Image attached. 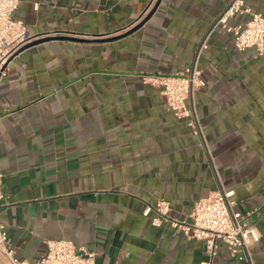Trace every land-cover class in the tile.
<instances>
[{"label": "crops", "instance_id": "obj_1", "mask_svg": "<svg viewBox=\"0 0 264 264\" xmlns=\"http://www.w3.org/2000/svg\"><path fill=\"white\" fill-rule=\"evenodd\" d=\"M228 1L20 0L27 44L83 40L30 44L0 75L1 220L18 257L35 262L65 238L98 264H264V54L215 25ZM195 63L205 85L189 103L203 136L142 79ZM223 189L257 219L246 259L225 244L211 259L203 241L144 214L165 199L171 218L188 219Z\"/></svg>", "mask_w": 264, "mask_h": 264}, {"label": "built area", "instance_id": "obj_2", "mask_svg": "<svg viewBox=\"0 0 264 264\" xmlns=\"http://www.w3.org/2000/svg\"><path fill=\"white\" fill-rule=\"evenodd\" d=\"M19 3L20 0H0V75L4 73L9 59L35 37L29 34L28 25L15 17ZM245 16L248 17L243 19ZM234 17H240V20L230 24L228 20ZM215 25L233 34L237 49L255 47L258 55L264 54V12L253 11L249 0H229ZM205 46L204 40L197 59ZM142 79L144 83L160 89L176 118L184 119L195 135L203 136L197 114L189 103L193 93L205 85L202 69L197 63L175 74H143ZM2 178L3 173H0V264H98L94 250L78 249L73 241L65 238L47 240L45 254L35 262L18 257L1 220V202L4 199ZM233 195L234 190L223 189L198 199L188 219L184 220L169 216L171 204L165 199L148 205L144 214L149 215L153 210V225L170 221L188 239L203 241L211 259L217 255L222 244L227 245L233 256L246 259L249 246L260 239L261 233L254 211L237 210ZM249 263L252 264V261Z\"/></svg>", "mask_w": 264, "mask_h": 264}, {"label": "water", "instance_id": "obj_3", "mask_svg": "<svg viewBox=\"0 0 264 264\" xmlns=\"http://www.w3.org/2000/svg\"><path fill=\"white\" fill-rule=\"evenodd\" d=\"M157 4H159V1L157 2ZM157 4H156V6H157ZM156 6H155V8H156ZM155 8L146 17H144V19H142L137 25L132 27L130 30L126 31L125 33H123L121 35H117V36H114V37H111V38L105 39V40H107V41L116 40L118 38L124 37V36H126L128 34H131V33L135 32L136 30L141 28L147 22V20L150 18V16L154 12ZM52 39H66V40H76V41H82L83 40V39H80V38H75V37H70V36H47V37H43L41 39H38V40L34 41V43L25 44L18 51L23 50L25 47L29 46L30 44H35V43H38V42L52 40Z\"/></svg>", "mask_w": 264, "mask_h": 264}]
</instances>
